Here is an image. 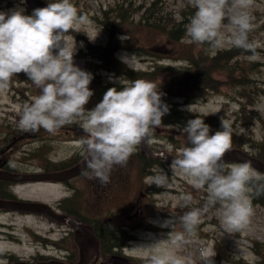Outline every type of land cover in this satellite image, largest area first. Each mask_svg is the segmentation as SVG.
Listing matches in <instances>:
<instances>
[{
	"label": "clouds",
	"instance_id": "1",
	"mask_svg": "<svg viewBox=\"0 0 264 264\" xmlns=\"http://www.w3.org/2000/svg\"><path fill=\"white\" fill-rule=\"evenodd\" d=\"M195 9L186 25L187 36L197 44L207 43L212 50L225 43L249 51L250 60L257 59V41H249L253 17L248 9L253 0H189ZM228 21V35L221 29ZM87 23L71 0H48L45 7L33 9L30 15L22 7L0 11V89L6 88L14 75L24 73L39 89V94L26 104L18 127L24 132L41 128L55 134L66 125L83 130L80 147L85 151V175L101 185L110 183L115 166H125L142 141L151 143V130L162 124L170 110L162 100L164 93L154 82L137 78H112L119 87H110L93 108L86 105L94 95L89 87L93 74L74 62L67 33L80 32L78 25ZM87 33L94 41L97 35ZM76 47V46H75ZM135 54L120 56L132 68ZM133 69V68H132ZM135 70V69H134ZM188 110L192 112L191 105ZM221 130L214 134L200 115L188 120L182 128L187 145L170 164L188 178L196 189H207L208 203L220 204L219 219L226 233L243 230L252 215L250 193H264V174L256 172L251 161L229 163L224 156L231 149L234 129L230 121L220 117ZM240 129L236 134H242ZM150 184L170 186L163 169H153ZM149 184V185H150ZM185 203L190 196L183 197ZM207 205L205 206V210ZM201 209H193L179 217L183 232L173 230L168 243L176 245L185 234L192 235L201 223ZM169 220L165 226L174 225ZM164 241L148 245L146 264H195L191 258L174 254ZM215 252L202 251L200 264H215Z\"/></svg>",
	"mask_w": 264,
	"mask_h": 264
},
{
	"label": "rangeland",
	"instance_id": "2",
	"mask_svg": "<svg viewBox=\"0 0 264 264\" xmlns=\"http://www.w3.org/2000/svg\"><path fill=\"white\" fill-rule=\"evenodd\" d=\"M122 0H71L77 8L78 14L87 17V23L78 25L80 32L70 31L67 33L69 47L74 52V62L82 69L89 72V69H97L101 77L114 81L113 72L103 66L100 69V63L103 65L108 55L120 56L124 54H135L132 62V67L135 69L150 70L156 66L168 65L176 66L183 65L182 60L177 59V56H184L185 51L196 54L201 51L204 46L192 42L187 37L182 41L173 43L172 46L167 42L166 35L158 30H152L147 26L133 23L139 18V14H130L128 21L121 25H111L108 28L95 20L92 14L100 16L107 20L108 16L106 8L112 4L121 2ZM126 1V0H123ZM135 5L146 4L150 0H131ZM165 5L172 8L177 13L182 9L189 8L195 10L189 0H165ZM22 7L26 15H30L33 10H30L25 0H0V11H8L16 7ZM253 17V30L249 33V41H257L261 45L256 49L257 59L250 60V53L236 55L235 60L228 66L227 71L220 70L214 73L217 80L218 89L207 95L206 99L198 98L197 102L187 103L184 107L188 108L191 105L192 110L199 111L205 114H218L223 116L225 120L231 122L232 126L239 132L243 129V136L248 141L264 139V0H253L252 6L248 9ZM101 19V20H102ZM120 28L119 37L122 40L128 39L129 46L137 44L142 45L146 49L156 50L158 54L166 55L161 61L154 60L152 54L133 53L132 48L123 50L118 48L115 42L109 46L111 40L110 34L118 33L115 29ZM228 21H223L222 33L228 35ZM90 32L93 36L97 35L94 41L89 40L86 32ZM162 44L161 50L151 48L154 44ZM194 44V45H191ZM76 46V47H75ZM233 47L231 44L225 45L216 49L227 50ZM170 49V50H168ZM113 54V55H112ZM99 57L103 58L100 60ZM96 61L98 63H96ZM104 61V62H103ZM89 62V67H88ZM94 64V65H93ZM125 64V63H124ZM127 65V64H125ZM128 66V65H127ZM244 69V71H243ZM243 71V73L241 72ZM243 75L251 77L252 81H245L244 85H248L254 89L258 88L259 93L255 95L252 102H248L247 98H241L240 86L234 82L240 80ZM118 78V77H115ZM248 84V85H247ZM18 89L22 93L27 94L32 100L39 94V89L24 73L14 75L6 88L0 89V129L4 127V123H9L7 126L17 125L20 113L23 107L27 104L22 101V96L18 93ZM181 100L180 98H175ZM182 101V100H181ZM94 103L90 99L86 106ZM88 108V107H87ZM235 118V119H234ZM151 135V143L149 145L157 150L167 151L171 154L178 155L185 147L184 134L180 126H164L162 128H154ZM156 133V134H154ZM59 143L53 144L51 155L70 157L79 151L80 143L75 140H67L64 136L59 138ZM14 145L17 146L23 142L21 138L14 139ZM39 145V144H38ZM37 143H30L19 148L21 151L16 153L19 159L13 155L14 167L37 168L42 163L41 159L34 153H28L29 157L23 158L28 149H36ZM242 148L249 149L252 152V147L248 142ZM38 150V149H37ZM42 153L43 151H39ZM24 153V154H23ZM50 154V153H49ZM148 158V157H147ZM153 163L146 159V155H140V148L130 158L125 166H115L111 172L114 180L111 184L110 199L105 206L99 205L94 201L92 189L94 186L86 182L87 176L81 184L83 193L92 197L88 201L87 206L92 211L93 216L107 217L110 209L113 216L118 218V226L120 227V236L130 235L126 241V245H122L121 250L117 254H100L99 259H96L94 264H138L137 259L145 260L149 255L148 245L158 241H164L162 247H168L174 254L191 258L195 264H200L201 252H215L212 257L215 264H232L231 261L235 258H243L250 263L256 262L260 256L256 254V248H261L264 252V202L254 200V191L250 193L252 202V215L248 225L241 231L235 233H226L221 226L219 219L220 204L208 203L207 189H196L189 183L188 178L177 171L172 173L170 161L162 156L151 157ZM29 159L28 163L22 160ZM46 159V158H45ZM151 160V159H150ZM22 161V162H21ZM153 169H163L168 174V184L170 186L159 187L156 184H150L151 178L154 175ZM253 169L258 172L254 167ZM260 173V172H259ZM89 179V178H88ZM85 181V182H84ZM84 183V184H83ZM150 184V185H149ZM21 196L33 198H45L52 200L54 197L61 196V189L45 183H30L25 187L18 188ZM65 193V192H64ZM190 196L191 199L187 203L183 197ZM78 204V200H73L72 206ZM207 208L205 210V206ZM193 209H201V223L196 227L194 234H185L184 239L176 245L168 243L169 233L173 230L183 232V227L179 221V217L185 212ZM128 214H132L130 219H126ZM99 218V217H98ZM174 218L175 223L165 226V223ZM13 219L15 224L20 225L22 222L27 224V227L35 230L46 231L48 223L45 220L33 216L23 217L19 215L1 214L0 221L10 223ZM125 225V226H124ZM125 229V230H124ZM14 234L21 236L25 250L30 249V245L36 241L34 236H30L22 228H15ZM3 244L12 242L10 238L2 236ZM71 242L68 239V245ZM75 245V244H74ZM122 257V258H121ZM126 259H124V258ZM232 257V259H230ZM74 260L75 258H70Z\"/></svg>",
	"mask_w": 264,
	"mask_h": 264
},
{
	"label": "trees",
	"instance_id": "3",
	"mask_svg": "<svg viewBox=\"0 0 264 264\" xmlns=\"http://www.w3.org/2000/svg\"><path fill=\"white\" fill-rule=\"evenodd\" d=\"M165 0H150L146 4L134 5L131 0L121 1L115 4L108 6L105 13L108 16L107 20H103L102 14L100 16L92 14L96 21L99 23L102 22L103 25H106L108 28H111V25H121L122 23L128 21L130 14L136 15L139 14V18L133 23L147 26L152 30H158L163 32L166 35V40L172 46L173 43L182 41L184 38H187L186 34V25L190 22L191 17L194 15L195 10L189 8L182 9L180 13H177L172 8H168L165 4ZM102 19V20H101ZM118 33L112 31L110 38L113 39L110 41L109 46L113 42L117 44L118 48H132L133 53H143V54H152L154 60L163 59L166 55H160L156 50L146 49L142 45L137 44L135 46H129L128 39L122 40L119 37L120 28L115 29ZM193 42V41H192ZM194 45V44H191ZM204 48L197 52L196 54L190 52L189 50H184V56H177V59L182 60L183 65L168 66L161 65L156 66L150 70L144 69H135L130 68L125 65L117 56L108 55L105 59V63L102 65L100 63V69H103V66L109 68L113 72V77H123L124 79L134 80L137 78L146 79L154 82L160 90L164 93L162 100L169 106V111L163 116L162 124L157 128H162L164 126H180L183 128L186 126L188 120L195 118L200 115L201 118H204L205 123L209 124L211 127V132L214 134L217 130H221V120L220 115L218 114H205L202 112H197L192 110L189 111L188 108L184 106L187 103L197 102L198 98L206 99L210 93H213L214 90L218 89L217 80L214 73L220 70L227 71L228 66L232 63L231 61L235 60V56L243 53H250L243 49L237 47H231L227 50H212L207 43L202 44ZM153 49L161 50L162 44H154L151 46ZM170 50V49H168ZM113 55V54H112ZM100 60L103 58L99 57ZM104 62V61H103ZM96 63H98L96 61ZM94 65V64H93ZM89 67V62H88ZM135 69V70H134ZM244 71V69H243ZM243 71H241L243 73ZM89 72L93 74V80L89 87L94 90V95L91 97L94 103H98L103 99L104 93L110 87H119V85L107 79L105 76L101 77V74L98 73L97 69H89ZM245 81H252L251 77L243 75V77L234 82L235 85L240 86L239 90L241 91L242 99L247 98L248 102H252V99L255 95L259 93V89L254 87L251 88L248 84V88L244 85ZM180 98L181 100L175 99ZM224 118V117H223ZM225 119V118H224ZM235 119V118H234ZM234 129L232 137L231 147H240L244 146L246 142L252 147L253 155L260 157L264 160V139L261 140H252L249 141L245 139L241 134H236L237 130L235 125L232 126ZM44 130L40 129L39 132H24L20 128H16L13 132L10 131H1L0 130V159L8 158L9 153L12 152L14 147V139L37 136ZM154 128L151 130V135L154 132ZM156 134V133H154ZM185 146L187 145L186 135H184ZM143 156V155H142ZM147 161L148 158L146 157ZM150 163H153V160L149 159ZM255 190V185H253ZM254 200L258 202H264V193L257 194L254 191ZM99 232V231H98ZM102 236V232H99ZM123 234V231H121ZM106 234H103L105 237ZM130 236L125 235L120 236V240L124 241ZM102 242L106 244V239H102ZM256 254L260 256V259L256 262L250 263L243 258L232 257L228 261H231L232 264H264V252L261 248H256ZM106 255V254H104ZM72 260V259H70ZM138 264H146V261L137 259Z\"/></svg>",
	"mask_w": 264,
	"mask_h": 264
},
{
	"label": "flooded vegetation",
	"instance_id": "4",
	"mask_svg": "<svg viewBox=\"0 0 264 264\" xmlns=\"http://www.w3.org/2000/svg\"><path fill=\"white\" fill-rule=\"evenodd\" d=\"M89 109L93 108V106H86ZM83 130L79 128L77 125H66L59 129L54 135L51 136L52 140L60 141L59 138L64 136L67 140H75L80 143L82 140ZM85 151L80 147L79 151L76 152L75 155L70 157L61 158V156H56L50 159H41L43 162L41 166L37 168H24L21 170L10 169L14 172H49L57 170L59 167L62 169L71 167L77 161L83 158L85 155ZM68 161V162H65ZM55 162H58L55 165ZM55 165V166H54ZM56 167V168H53ZM58 166V167H57ZM91 174V170L85 168L78 175L72 176V178L65 180H46L45 183H50L61 189L62 195L57 196L52 206L59 213L70 216H77L79 221L83 224L92 225L94 232H96L97 237L99 238V246L100 253L104 254H117L122 248V244L125 243L120 241V231L118 226V218L117 216H113L110 209L109 215L107 217L102 218L99 215L93 216L92 211L88 209L87 203L92 197L85 195L83 193V188L81 186L85 172ZM114 180V177L110 176V183ZM94 186L92 189L94 201L102 206H105L110 199V191L111 184L108 183L106 185H101L98 181L94 179H86L88 184ZM85 182V181H84ZM84 184V183H83ZM18 183L0 180V197L7 199H16L20 198L16 194ZM65 192V193H64ZM78 200V204L72 206L71 203L73 200ZM11 214V215H21V216H36L38 218L44 219L48 222L47 230L39 232V238L30 246L29 250H25L26 246L21 244H15L14 247L16 249H0V264H10L15 261H49L53 259H59L65 262H70V257L79 256V247L78 245H74L73 241H75V228L76 225H71L68 221L57 222L51 220L49 217L42 214L35 213H26L19 211H12L6 209H0V214ZM99 217V218H98ZM132 214H128L126 219H130ZM26 225L25 223H23ZM0 225H5V222L0 221ZM15 227L14 225H11ZM125 226V225H124ZM97 230L101 231L103 234H106L105 237L101 236ZM125 230V229H124ZM3 231V230H1ZM113 231L114 233L112 234ZM3 233L0 232V236ZM11 237L16 238L14 235H9ZM68 239L71 244L68 245ZM102 239H106V244L102 242Z\"/></svg>",
	"mask_w": 264,
	"mask_h": 264
},
{
	"label": "water",
	"instance_id": "5",
	"mask_svg": "<svg viewBox=\"0 0 264 264\" xmlns=\"http://www.w3.org/2000/svg\"><path fill=\"white\" fill-rule=\"evenodd\" d=\"M27 2L29 6L34 9L39 7H45L47 5V3L42 0H27ZM139 148H141V153L147 154L149 157H153V155L163 154V152L161 151H155L154 149L152 150L151 148H149L146 143V140L142 141L141 145H139ZM167 156L171 160H173L175 157L174 155H169V154H167ZM224 160L234 161V162L235 161L244 162L250 160L252 167L264 173V161L260 158L258 159L256 156L251 155L250 153L240 148H235V149L231 148L230 150H228L224 156ZM85 167L86 165H85V157H84L81 161H79V163L73 165L71 168L62 170L61 172H55L47 175H37L34 177L68 178L84 170ZM27 177L28 176L25 175H15L13 173L0 170V178L18 179V178H27ZM0 207L40 211V212H45L51 216L55 215L53 210L47 204L39 203V202L8 201V200L0 199ZM77 220L78 219L76 217L70 218L71 223L77 224V228L75 230L76 233L75 240L76 243L79 245L80 258L76 261V263H70V264H88L90 259L94 256V253L97 252L98 254L99 243L95 235V232H93L92 227L88 224L86 225L81 224ZM18 264H26V263H18ZM39 264H49V263H39ZM53 264H66V263H53Z\"/></svg>",
	"mask_w": 264,
	"mask_h": 264
},
{
	"label": "bare ground",
	"instance_id": "6",
	"mask_svg": "<svg viewBox=\"0 0 264 264\" xmlns=\"http://www.w3.org/2000/svg\"><path fill=\"white\" fill-rule=\"evenodd\" d=\"M112 232V234L114 233L113 231H111Z\"/></svg>",
	"mask_w": 264,
	"mask_h": 264
}]
</instances>
